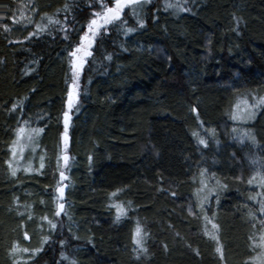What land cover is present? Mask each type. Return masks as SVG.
<instances>
[{"label": "trees", "instance_id": "trees-1", "mask_svg": "<svg viewBox=\"0 0 264 264\" xmlns=\"http://www.w3.org/2000/svg\"><path fill=\"white\" fill-rule=\"evenodd\" d=\"M118 1L0 0V264H230L264 232V0L132 3L90 50L65 148L74 54Z\"/></svg>", "mask_w": 264, "mask_h": 264}, {"label": "rangeland", "instance_id": "rangeland-1", "mask_svg": "<svg viewBox=\"0 0 264 264\" xmlns=\"http://www.w3.org/2000/svg\"><path fill=\"white\" fill-rule=\"evenodd\" d=\"M141 0H119L116 4L110 7H105L103 11L94 17V20L90 23L87 32L83 36L80 47L76 50L74 58L72 61V72H73V85L70 90L71 98L68 104V112L64 117V130L65 133L68 132L70 117L69 111L75 103V96L79 95V83L81 79L82 71L86 65V61L90 55V50L94 47L95 41L98 38L101 29L104 26L111 24L112 22L118 20L124 10L134 2ZM35 13L30 6L26 5L20 10H16L9 15V20L12 26L6 27V32L8 35L16 34L20 31L19 27H26L31 24L32 15ZM68 157H64V163L67 164ZM34 165V163H33ZM264 187V185H261ZM261 187L259 190L261 192ZM207 191V195L213 193V189L206 186L204 187ZM59 202L58 205H63L60 209L65 212L66 208L63 203L64 199V188H61L58 192ZM249 220H255L253 216L246 217ZM259 220V219H258ZM260 221V220H259ZM256 225H264V221L256 222ZM217 227H213L212 232L209 235L218 242L224 240L221 232H218ZM216 228V229H215ZM217 231V232H216ZM251 240V243L246 245L245 239L237 241L233 246L232 250H228L230 255V264H264V232L260 233L257 231V227L252 228L251 238L247 235V240ZM226 241V239H225ZM244 242V243H243Z\"/></svg>", "mask_w": 264, "mask_h": 264}, {"label": "water", "instance_id": "water-1", "mask_svg": "<svg viewBox=\"0 0 264 264\" xmlns=\"http://www.w3.org/2000/svg\"><path fill=\"white\" fill-rule=\"evenodd\" d=\"M63 144H64V147L67 148L68 144H69V136L67 133H64L63 134ZM63 205L60 206V208L62 207Z\"/></svg>", "mask_w": 264, "mask_h": 264}]
</instances>
